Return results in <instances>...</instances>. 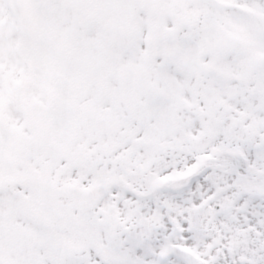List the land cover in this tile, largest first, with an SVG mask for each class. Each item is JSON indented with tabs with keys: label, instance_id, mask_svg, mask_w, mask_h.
I'll use <instances>...</instances> for the list:
<instances>
[{
	"label": "snow or ice",
	"instance_id": "obj_1",
	"mask_svg": "<svg viewBox=\"0 0 264 264\" xmlns=\"http://www.w3.org/2000/svg\"><path fill=\"white\" fill-rule=\"evenodd\" d=\"M0 264H264V0H0Z\"/></svg>",
	"mask_w": 264,
	"mask_h": 264
}]
</instances>
